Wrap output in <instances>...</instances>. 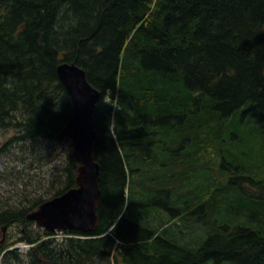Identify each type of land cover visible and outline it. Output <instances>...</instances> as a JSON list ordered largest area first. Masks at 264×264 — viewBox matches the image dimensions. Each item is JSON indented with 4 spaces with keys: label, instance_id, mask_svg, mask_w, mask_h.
<instances>
[{
    "label": "trees",
    "instance_id": "1",
    "mask_svg": "<svg viewBox=\"0 0 264 264\" xmlns=\"http://www.w3.org/2000/svg\"><path fill=\"white\" fill-rule=\"evenodd\" d=\"M63 62L101 93L99 222L57 241L27 219L76 187L70 153L29 206L30 176L1 193L0 234L21 227L12 244L31 248L0 264H264V0H0V160L72 148Z\"/></svg>",
    "mask_w": 264,
    "mask_h": 264
},
{
    "label": "water",
    "instance_id": "2",
    "mask_svg": "<svg viewBox=\"0 0 264 264\" xmlns=\"http://www.w3.org/2000/svg\"><path fill=\"white\" fill-rule=\"evenodd\" d=\"M58 75L74 106V114L59 133V139H70L73 156L79 163L76 187L52 198L27 218L47 232H93L99 222L101 203L100 165L95 160L96 131L94 114L101 93L88 81L86 71L78 65L63 64Z\"/></svg>",
    "mask_w": 264,
    "mask_h": 264
},
{
    "label": "rangeland",
    "instance_id": "3",
    "mask_svg": "<svg viewBox=\"0 0 264 264\" xmlns=\"http://www.w3.org/2000/svg\"><path fill=\"white\" fill-rule=\"evenodd\" d=\"M6 140L7 138L0 136V145L2 146V143L5 142ZM255 144L256 143H252L251 145L255 146ZM34 149H36L38 155L41 156L40 159H42V157H45L42 160L41 165L39 166L33 165L37 167L36 169L33 166L31 167L32 164H31L30 159L32 157L31 155L33 154L32 149L31 150L30 148L26 150L18 149V151L13 149L12 152H11L10 146H7L3 149L2 158L0 160V164L2 163L4 166L3 171H2L3 173H0V180H1L0 205H3V204L5 205L7 201V197L1 195V193H6L11 186L17 185L16 178L19 177V175L30 176V178L26 181V183H28L30 187H32L33 184L38 185V184L44 183L43 184L44 186H41L42 189L41 190L39 189L38 192H36V195L35 194L31 195L30 191L25 190L26 198H29V201L27 202L26 205L29 206L31 202L33 201V198L46 195L47 192H49V190H52L51 188L54 189V187H52L50 183L55 182L56 179L60 177V175L63 172V168L66 166L67 159H68L67 156L70 153H72V150L68 143H64L63 145H61L58 143L56 144L54 142L51 146V144L49 145V143L41 142L40 145ZM56 153H59V155L56 156ZM261 153L263 152L260 151V154ZM16 160L18 162H15ZM22 193H23V189H22ZM5 226L6 225H4L3 227ZM34 229L39 230L40 228L35 226ZM22 230L23 229L18 226L10 227V228L8 226V229L5 231H2L1 229L0 235H2V238H0V240L3 241V243H5L4 246H8V244L15 245V248L18 247L19 251L23 252L22 250H25V248L22 244H16V243L12 244L16 240H18L19 237H21ZM208 235H209L208 231H205L203 234H199L198 232L193 233V236H197L196 237L197 242L199 241L202 242V239L207 238ZM52 238L56 239L57 241H62L65 238V235L64 233L59 232L55 234L54 236L49 237V239H52ZM0 246L2 247L1 243H0Z\"/></svg>",
    "mask_w": 264,
    "mask_h": 264
},
{
    "label": "bare ground",
    "instance_id": "4",
    "mask_svg": "<svg viewBox=\"0 0 264 264\" xmlns=\"http://www.w3.org/2000/svg\"><path fill=\"white\" fill-rule=\"evenodd\" d=\"M63 64H69V65H73L74 63H67V62H63L62 64H60L59 65V67L61 66V65H63ZM76 65V64H75ZM58 67V68H59ZM58 68H57V73H58ZM58 77H59V75H58ZM59 80H60V78H59ZM60 82H61V84L64 86V84L62 83V81L60 80ZM64 88H65V86H64ZM66 89V88H65ZM66 91H67V89H66ZM67 93H68V91H67ZM68 95H69V93H68ZM69 97H70V95H69ZM70 99H71V97H70ZM59 135V134H58ZM58 135H57V138H58ZM72 156H73V153H72ZM73 158H74V156H73ZM74 160H75V158H74ZM76 161V160H75Z\"/></svg>",
    "mask_w": 264,
    "mask_h": 264
},
{
    "label": "flooded vegetation",
    "instance_id": "5",
    "mask_svg": "<svg viewBox=\"0 0 264 264\" xmlns=\"http://www.w3.org/2000/svg\"><path fill=\"white\" fill-rule=\"evenodd\" d=\"M1 244H2V247H3L5 243H1ZM0 249H1V246H0Z\"/></svg>",
    "mask_w": 264,
    "mask_h": 264
}]
</instances>
